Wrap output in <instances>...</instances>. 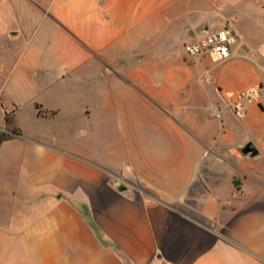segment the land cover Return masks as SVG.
<instances>
[{"label": "crops", "instance_id": "0c3cea01", "mask_svg": "<svg viewBox=\"0 0 264 264\" xmlns=\"http://www.w3.org/2000/svg\"><path fill=\"white\" fill-rule=\"evenodd\" d=\"M228 24L208 84L184 46ZM215 86L261 92L224 135ZM139 111L179 143L133 144ZM0 264H264V0H0Z\"/></svg>", "mask_w": 264, "mask_h": 264}, {"label": "rangeland", "instance_id": "374dc122", "mask_svg": "<svg viewBox=\"0 0 264 264\" xmlns=\"http://www.w3.org/2000/svg\"><path fill=\"white\" fill-rule=\"evenodd\" d=\"M141 58H144V56L140 55L139 59ZM183 60L187 62L188 66H190L191 68L190 71L192 73V76L198 75L197 72L199 70L196 71V67H199V65L202 64L203 78L207 80L208 84L213 82L212 81L213 72L217 71L220 67H222L225 63L229 61L228 60L224 63H215L208 57H201V58L193 59V58L188 57L187 55L183 57ZM189 87L190 86L188 85V88ZM215 87H214L215 90L213 91L214 95H211L209 98L207 97L206 95L207 93H206L204 96L206 101H208V103H207V109L203 110L202 119L204 118L203 121L206 126L209 125V127H211L213 125H218L219 126L218 128H220V134L224 135L227 132L228 119L234 120L235 122H241L245 120L247 117L243 120H239L235 118L230 111L226 110L224 111L223 116L219 118L217 115V109L220 106L219 93L223 90H229V89L218 88V86H215ZM256 88L259 89L258 87ZM260 98H261V95L259 96L256 102L248 105L247 115H248L249 107L253 104L259 103ZM142 119H145V124L143 123ZM173 119L178 120L177 118H173ZM166 120H167L166 116H164V119L161 118L160 120L157 117L151 118L149 116V118H147L143 116L141 111H139L138 116L135 117V122L137 121V124L134 130V133L132 134L133 144H178L179 142L177 138L173 135L171 131H169V129L166 126V123H164V121ZM119 135L120 134H116V133H113L107 130L106 133L101 134V140L104 139L106 143L112 142V140H114L115 138L118 139ZM124 136L126 137V135ZM221 140H223L221 136L220 138H218V136L215 134L211 138V141H210V142H214L213 144L212 143L204 144V155L205 156H218V154H221L222 156L228 157L231 159L241 158L243 156L251 157L250 154L245 155L243 153V148L247 144H240L241 147L237 145L236 148L234 149H230V148L229 149L228 148L216 149L215 148L216 144H232L231 140H228L225 142H221ZM129 143H130V140H129ZM101 146L103 147L104 144Z\"/></svg>", "mask_w": 264, "mask_h": 264}, {"label": "built area", "instance_id": "2783aa9c", "mask_svg": "<svg viewBox=\"0 0 264 264\" xmlns=\"http://www.w3.org/2000/svg\"><path fill=\"white\" fill-rule=\"evenodd\" d=\"M236 41L235 29L232 24L211 31L207 30L193 41L185 44L184 51L190 58L208 57L215 63H224L231 59L233 45ZM260 96V89L253 88L246 91L223 90L219 93L220 106L217 109L219 118L224 111H230L239 120L247 117V107Z\"/></svg>", "mask_w": 264, "mask_h": 264}, {"label": "water", "instance_id": "95a60500", "mask_svg": "<svg viewBox=\"0 0 264 264\" xmlns=\"http://www.w3.org/2000/svg\"><path fill=\"white\" fill-rule=\"evenodd\" d=\"M243 153L251 156H257L258 150H256L251 144H248L246 147L243 148Z\"/></svg>", "mask_w": 264, "mask_h": 264}, {"label": "trees", "instance_id": "16d2710c", "mask_svg": "<svg viewBox=\"0 0 264 264\" xmlns=\"http://www.w3.org/2000/svg\"><path fill=\"white\" fill-rule=\"evenodd\" d=\"M39 107V106H38ZM41 112V111H40ZM52 115H55V112L52 113ZM6 121H7V125L8 127H13V120L11 119L10 116H7L6 118ZM12 131L15 133V134H18L19 133V130H17L16 128H12Z\"/></svg>", "mask_w": 264, "mask_h": 264}]
</instances>
